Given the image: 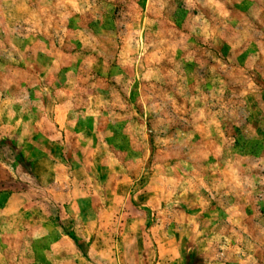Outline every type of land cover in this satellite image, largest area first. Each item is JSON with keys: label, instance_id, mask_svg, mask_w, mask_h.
Here are the masks:
<instances>
[{"label": "rangeland", "instance_id": "374dc122", "mask_svg": "<svg viewBox=\"0 0 264 264\" xmlns=\"http://www.w3.org/2000/svg\"><path fill=\"white\" fill-rule=\"evenodd\" d=\"M0 264H264V0H0Z\"/></svg>", "mask_w": 264, "mask_h": 264}, {"label": "crops", "instance_id": "0c3cea01", "mask_svg": "<svg viewBox=\"0 0 264 264\" xmlns=\"http://www.w3.org/2000/svg\"><path fill=\"white\" fill-rule=\"evenodd\" d=\"M37 158H38V156H37V155H35V156H32V159H29V160H30V161H29V162H30V164H31V163H35V160H36ZM43 161H44V162H46V161H48V160H47V159H45V158H43V159H42V161H40V162H43Z\"/></svg>", "mask_w": 264, "mask_h": 264}]
</instances>
